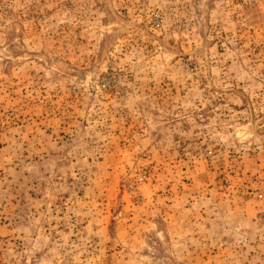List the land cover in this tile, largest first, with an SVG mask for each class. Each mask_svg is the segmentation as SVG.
I'll return each instance as SVG.
<instances>
[{"label": "rangeland", "instance_id": "1", "mask_svg": "<svg viewBox=\"0 0 264 264\" xmlns=\"http://www.w3.org/2000/svg\"><path fill=\"white\" fill-rule=\"evenodd\" d=\"M0 264H264V0H0Z\"/></svg>", "mask_w": 264, "mask_h": 264}]
</instances>
